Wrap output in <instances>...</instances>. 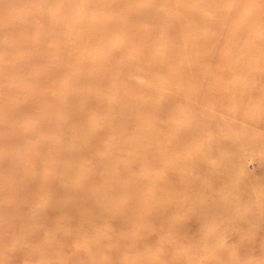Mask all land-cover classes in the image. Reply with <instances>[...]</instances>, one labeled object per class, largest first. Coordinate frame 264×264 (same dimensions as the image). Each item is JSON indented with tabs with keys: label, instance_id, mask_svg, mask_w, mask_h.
<instances>
[{
	"label": "rangeland",
	"instance_id": "rangeland-1",
	"mask_svg": "<svg viewBox=\"0 0 264 264\" xmlns=\"http://www.w3.org/2000/svg\"><path fill=\"white\" fill-rule=\"evenodd\" d=\"M0 264H264V0H0Z\"/></svg>",
	"mask_w": 264,
	"mask_h": 264
},
{
	"label": "bare ground",
	"instance_id": "bare-ground-1",
	"mask_svg": "<svg viewBox=\"0 0 264 264\" xmlns=\"http://www.w3.org/2000/svg\"><path fill=\"white\" fill-rule=\"evenodd\" d=\"M125 6V5H124ZM136 30V29H135ZM135 32V31H134ZM130 33H132V32H130ZM158 47V46H157ZM82 218V217H81Z\"/></svg>",
	"mask_w": 264,
	"mask_h": 264
}]
</instances>
